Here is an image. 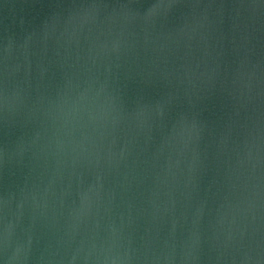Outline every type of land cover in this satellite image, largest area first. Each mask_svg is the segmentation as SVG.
<instances>
[{
  "label": "water",
  "instance_id": "obj_1",
  "mask_svg": "<svg viewBox=\"0 0 264 264\" xmlns=\"http://www.w3.org/2000/svg\"><path fill=\"white\" fill-rule=\"evenodd\" d=\"M0 264H264V0H0Z\"/></svg>",
  "mask_w": 264,
  "mask_h": 264
}]
</instances>
